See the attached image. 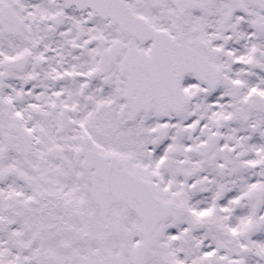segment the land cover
<instances>
[{"label": "snow or ice", "instance_id": "1", "mask_svg": "<svg viewBox=\"0 0 264 264\" xmlns=\"http://www.w3.org/2000/svg\"><path fill=\"white\" fill-rule=\"evenodd\" d=\"M0 264H264V0H0Z\"/></svg>", "mask_w": 264, "mask_h": 264}]
</instances>
